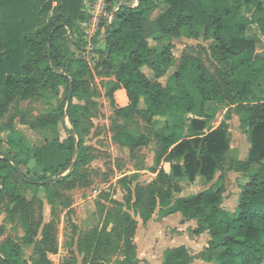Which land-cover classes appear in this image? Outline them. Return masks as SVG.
Listing matches in <instances>:
<instances>
[{"label": "trees", "instance_id": "1", "mask_svg": "<svg viewBox=\"0 0 264 264\" xmlns=\"http://www.w3.org/2000/svg\"><path fill=\"white\" fill-rule=\"evenodd\" d=\"M84 1L0 0V113L18 96L26 99L39 90L57 91L65 85L66 110L61 109L59 118H53L48 125H64L66 116L74 127L78 126L81 108L73 99L89 100L90 95L82 88L81 70L71 72L64 42L69 40L67 29L72 30L84 20ZM136 1L135 7L121 5L113 13V22L105 29L104 48L99 51L106 61H120L115 85L108 94L111 108L117 118L141 114L149 120H172L173 125L169 133L158 136L159 148L150 168L152 180L136 186L130 209L120 204L116 215L110 213L115 226L82 248L83 264H105L120 250L123 258L117 264H140L134 244L136 217L145 223L156 209L171 208L174 192H178L172 190L175 184L196 181L211 185L194 197H179L170 213H180L184 219L194 221L196 227L189 230L194 236L208 235L202 260L208 264H264V97L259 92L264 87V58L255 57L253 49L235 47L236 38L245 31L242 6L254 8L255 24L264 39V0H163L165 10L153 20L158 33L172 39L189 29L195 39L202 38L210 45L211 58L220 65L222 76L221 81L208 76L200 64L187 57L180 61L166 85L158 79L172 67L170 48L152 49L145 35L158 4L153 0ZM114 5V0H109L108 12ZM78 63L82 68L84 63ZM144 67L153 73V80L142 73ZM226 105L235 106L250 142L248 160L232 164L234 170L247 174L233 213L222 207L225 179H216L230 150L229 114L205 131L177 123L188 116L196 123H211L213 118L207 110H221ZM5 139L3 144L15 154L9 157L0 152V203L8 197L14 204L13 212L23 210L35 264H50L46 256L51 249L55 251L49 245L53 238L49 239L44 229L40 239L34 240L31 209L18 192L19 181L49 194L50 185L75 186L78 172L87 162L83 140L75 141L72 134L63 140L57 137L30 157L29 142L15 130H10ZM115 140L129 149L149 142L147 137L134 138L120 127ZM253 163L257 167L251 170ZM165 165L169 166L168 172ZM68 168L70 171L62 176ZM1 250L0 264H25L17 252L11 257ZM190 253L185 245L168 248L161 264H190Z\"/></svg>", "mask_w": 264, "mask_h": 264}, {"label": "rangeland", "instance_id": "2", "mask_svg": "<svg viewBox=\"0 0 264 264\" xmlns=\"http://www.w3.org/2000/svg\"><path fill=\"white\" fill-rule=\"evenodd\" d=\"M85 1L84 20L72 30L67 29L66 36L69 40L64 42L71 61V72L81 70L84 82L82 88L90 95L89 100L73 99V103L81 108L78 126L74 127L66 116L64 125H48L53 118H59L61 109L66 110L68 93L65 85L60 86L57 91L39 90L26 99L18 96L5 112L0 113V152L3 156L12 157L15 154L13 149L4 145L10 130H15L19 137L29 142L30 157L46 142L57 137L63 140L72 134L75 141L80 138L83 140L87 162L79 170L80 177L75 186L50 185L53 194H49L43 188H35L19 181L18 192L31 209L34 222L32 230L36 232L34 240L40 239L44 229L49 239L53 238L48 244L53 245L55 251L50 252L51 249L46 256L50 264H83L85 253H82V248L85 249L90 240L96 242L94 238L105 231H112L115 226L110 213L116 215L120 204L124 209H130L136 186L145 185L152 180L150 168L159 148L158 136L169 133L173 125L172 120L159 117L149 120L141 114H134L128 119H122L113 114L108 94L115 85L120 61H106L99 51L104 48L105 29L113 22V13L121 5H132L134 0H114L111 12H108L109 0H106L105 9L108 13L105 16H96L97 11L91 15V11L87 10V6L96 5L97 0ZM153 1L158 5L150 16L151 24L146 28L145 35L152 49L161 50L168 46L173 57L172 67L158 81L166 85L180 61L187 57L200 64L208 76L221 81L220 65L211 58V47L206 41L202 38L195 39L187 28L182 30L178 38L167 39L158 33L153 20L165 10V5L163 0ZM240 15L245 19V31L236 38L235 47L253 49L256 55H264V39L255 24L254 8L242 6ZM79 61L84 63L82 68ZM225 66L222 65V68ZM141 71L151 80L154 79L148 68L144 67ZM259 92L264 97V87ZM222 108H209L207 112L213 118V126H217L225 114L230 116L227 122L230 150L224 157L223 169L217 173L216 179L218 176L225 179L222 207L233 213L240 187L247 182V174L234 170L232 164L235 160H248L250 142L245 129L240 126L235 106L226 105ZM195 121L196 119L188 116L179 118L177 123L196 131H205L211 124ZM119 127L127 130L134 138L147 137L148 144L138 149L119 145L115 140ZM256 167L253 163L251 170ZM164 170L168 172L169 166L165 165ZM22 171L26 172L24 168ZM69 171L70 168L62 176ZM206 188L201 181L193 184L179 182L172 188L173 192H178H174V205L171 208L156 209L145 223L136 217L138 225L134 241L140 264H160L165 251L179 245L189 248L193 255L190 264H206L202 260L206 254L202 252L207 248L208 235L204 233L194 236L189 231L196 227L194 221L170 213L179 197H194ZM13 209L14 204L10 198L4 197L0 203V251L1 248L4 249L11 257L17 252L25 264H35L33 247L28 244L22 220L23 210L13 212ZM130 214L133 215V212ZM122 258L123 252L120 250V253L113 254L105 264H117L118 259Z\"/></svg>", "mask_w": 264, "mask_h": 264}, {"label": "built area", "instance_id": "3", "mask_svg": "<svg viewBox=\"0 0 264 264\" xmlns=\"http://www.w3.org/2000/svg\"><path fill=\"white\" fill-rule=\"evenodd\" d=\"M84 6H86V1L84 2ZM106 8V0H97V3L96 5H93V6H87V10L89 9L91 11V15H93L94 11H97V15H102V16H105L108 12L107 10L105 9ZM86 10H83V12L85 13ZM94 16V20H95V17ZM110 21V20H109Z\"/></svg>", "mask_w": 264, "mask_h": 264}, {"label": "crops", "instance_id": "4", "mask_svg": "<svg viewBox=\"0 0 264 264\" xmlns=\"http://www.w3.org/2000/svg\"><path fill=\"white\" fill-rule=\"evenodd\" d=\"M137 5V1L136 0H134V3L132 4V5H130L131 7H135ZM214 124L213 123H211V124H209L208 125V127L209 126H213ZM211 185V184H210ZM210 185H206L207 186V188L210 186ZM206 188V189H207ZM206 189H204V190H206ZM204 190H202V191H204ZM201 191V192H202ZM200 193V192H199ZM237 197H238V195H237ZM177 215H180L181 216V214L180 213H176ZM175 215V214H174ZM134 244H135V241H134ZM180 246V245H179ZM175 247H178V246H174V247H171V248H175ZM170 249V248H169ZM161 264V263H160ZM206 264H208V263H206Z\"/></svg>", "mask_w": 264, "mask_h": 264}, {"label": "water", "instance_id": "5", "mask_svg": "<svg viewBox=\"0 0 264 264\" xmlns=\"http://www.w3.org/2000/svg\"><path fill=\"white\" fill-rule=\"evenodd\" d=\"M255 57L264 58V55H255Z\"/></svg>", "mask_w": 264, "mask_h": 264}]
</instances>
